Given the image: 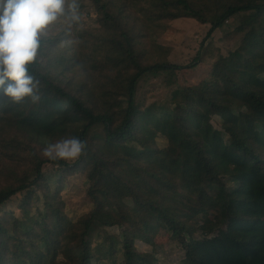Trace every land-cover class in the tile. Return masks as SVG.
<instances>
[{
  "label": "trees",
  "instance_id": "16d2710c",
  "mask_svg": "<svg viewBox=\"0 0 264 264\" xmlns=\"http://www.w3.org/2000/svg\"><path fill=\"white\" fill-rule=\"evenodd\" d=\"M89 2L100 35L77 44L67 26L40 37L29 66L38 102L0 89V208L18 197L21 214L0 215V264H156L162 231L182 248V264H264V0ZM240 14L226 35L238 47L194 85L178 72L203 55L189 66L159 60L167 51L149 37L189 18L210 25V38ZM162 75L167 103L138 100L140 84ZM73 136L87 141L86 155L43 156L47 143ZM47 164L58 168L55 187ZM76 176L88 182L90 206L72 218L63 193Z\"/></svg>",
  "mask_w": 264,
  "mask_h": 264
},
{
  "label": "rangeland",
  "instance_id": "374dc122",
  "mask_svg": "<svg viewBox=\"0 0 264 264\" xmlns=\"http://www.w3.org/2000/svg\"><path fill=\"white\" fill-rule=\"evenodd\" d=\"M84 2L85 4H83L84 7L81 10V13L78 10L79 19L77 21H68L65 17H60L57 22H54L45 29L43 35L52 36L56 34L57 31L61 30V28L67 26L71 29L69 30L71 33L70 38L73 41L79 40L77 44L82 41L78 38L80 34L82 35L86 33L88 37L98 35L100 33L98 11L89 0H85ZM242 16L243 14L232 17L221 29L214 32L210 38L207 37L211 28L210 25H203L196 20L189 18H181L168 23L160 28L159 35L153 33L155 30L151 29L152 32L149 37L153 42L155 41L167 51L166 54H161L159 60L163 58L175 65L189 66L199 54L203 55V64H200L196 68H187L178 72L180 84L194 85L206 75L209 65L217 60L220 55L226 56L230 51H233L238 47L239 40L229 38L230 36L226 35L234 33L235 29L240 24ZM149 48L153 49L152 44L149 45ZM165 84L164 75L155 78L146 84H140L138 100L145 104L154 101L159 102L160 104L167 103V100L170 97L171 88H168ZM212 121L217 128L220 129V118L218 116L213 117ZM74 161L75 160H71L68 162L72 163ZM57 170V166H51L50 164H47L44 167V172L47 173L53 187H55L56 182L60 177ZM30 178H32V176H30ZM87 187L88 182L82 176H76L68 181L63 196L66 200L68 214L72 218H76L78 215L84 213L88 210V206H90L85 196V190ZM19 202L20 198L17 197L7 206L1 207L0 215L7 210H14L17 212L18 216H21L17 210ZM128 203L132 208L134 207L131 200H128ZM41 205L42 201L35 202V207L39 215L42 212ZM209 218L216 224L219 231L223 232L227 229L228 222L219 218L215 213H211ZM107 230L112 238L120 234L117 227L107 228ZM157 241L160 245L159 247L162 248H158V260L156 264H182L184 252L175 239L171 238L166 231H162L159 234ZM137 246L140 251L151 252V247L149 245L138 242Z\"/></svg>",
  "mask_w": 264,
  "mask_h": 264
},
{
  "label": "clouds",
  "instance_id": "9594fccd",
  "mask_svg": "<svg viewBox=\"0 0 264 264\" xmlns=\"http://www.w3.org/2000/svg\"><path fill=\"white\" fill-rule=\"evenodd\" d=\"M78 0H0V89L13 102L30 97L38 102L39 81L29 74L38 59L40 37L60 17L77 21ZM87 141L70 137L47 143L50 160H77L86 155Z\"/></svg>",
  "mask_w": 264,
  "mask_h": 264
}]
</instances>
